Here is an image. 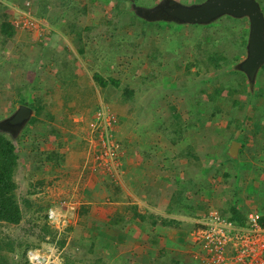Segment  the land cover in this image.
I'll list each match as a JSON object with an SVG mask.
<instances>
[{"label":"rangeland","instance_id":"1","mask_svg":"<svg viewBox=\"0 0 264 264\" xmlns=\"http://www.w3.org/2000/svg\"><path fill=\"white\" fill-rule=\"evenodd\" d=\"M59 1L46 0L41 7L37 8L35 4L36 0H17L15 3L0 0V16L2 13L7 12L13 18L11 20L15 23L20 22L18 26H15L17 30L12 39H9L5 44H2L0 41V120L8 117L18 105H25L20 102L17 104V100L23 99L26 103L33 105V108L30 107L32 112L38 106H41L43 109L47 106L46 110L51 112V122L58 133L56 138H64L70 145L74 141L81 144V146L75 149V151L81 149L78 152L82 154L80 158L78 156L74 158V163L76 165L79 164L76 171L77 180H73L74 183H71L70 188L74 186L72 189L67 187L64 190L66 194L69 193L65 197L66 199L69 198V200L74 202L80 201L81 203L79 195H76L73 191L77 192V187L80 184L84 183L83 185L88 187V184H93L96 180L93 178L95 174L82 171L87 149H85L78 133L79 129L82 128V124H76V122L81 115L93 113L99 105V94H101V99L104 98L105 94L98 92L102 90L99 86L95 88L97 91H90L93 88V84L90 81V84L88 82L84 83L85 80L83 78H78L77 81L80 82L81 86L73 88V90L69 87L73 85L71 84L72 81L67 84L68 86L61 85L58 79V68H60V74H65L67 70L74 71L77 64L79 66L75 70L77 74L79 72L86 74L87 71L88 75H92L95 71L101 73L104 77L108 74L117 75V79L121 83H124L129 89L135 91L136 97L122 100L120 92L116 88L109 86L116 93V101L115 99H111L109 95L106 96V101L103 100V103L118 118L115 133L117 140L122 145L123 154L124 148L129 147L128 141H131V138L128 137L130 130L132 129L133 134L135 133L136 126L138 125L137 127H139L144 119H149V122L153 119L156 122L154 126L159 127L160 131L165 132L163 134L166 136L164 148L166 146L167 149L168 144L173 146L178 151L176 154L178 157L183 155L182 153L187 146L183 137L184 132H186L185 128H188L189 131H193L195 128L194 124H190L187 121L185 112L190 108H199L193 96L195 87L192 85L191 79L185 78V75H183L186 74V69L183 70V67L186 62H196V66L191 67L190 72H198L194 76L199 79L197 81L201 80L200 84H205L208 86V89L210 86L223 87V84H227L224 88V93H222V97L226 101L223 108L229 106L239 111L241 115L243 112H246L242 122L237 124L239 125L237 129L241 130H233L232 139L230 140V142L235 139L242 141V147L239 148L240 153L237 158L240 161L239 169L245 168V165L241 162L248 160L250 163L252 155L254 157L258 156L254 140L256 137V141L258 142V137L264 136L262 129L264 115L254 117L252 113L248 114L250 110L247 109H250L248 102L250 99V102L252 101L255 105V114L260 113L261 111L259 110H264V81L259 79L263 75L260 74L259 80H255L249 86L245 80L246 77L236 72L235 69H230L227 74L226 72H222L223 70L216 72L209 71V65L197 57L200 53L196 51V48L201 45H214L216 42L221 44L226 43L230 49L229 51L237 49L240 46L238 44V37L243 35L244 31H248V21L246 18L227 20L226 17H222L214 21L213 25L209 28H199L161 21H140L133 15L135 10L134 7L132 8V5L151 9L160 2L167 0H71L72 4L70 3V5L67 2L65 5ZM172 1L179 2L182 5H189L202 2L203 0ZM260 2L263 5L264 11V0H260ZM114 6L118 10H115ZM83 8H85V11L82 10ZM124 10L126 11L125 13ZM28 12H30V15L31 13L34 15L33 23L35 27L33 29L23 26V22L26 20L25 16L29 14ZM41 12H43L42 15ZM39 14L41 16L38 17L37 15ZM66 23H74V29H65ZM227 25L234 32L232 36L230 34L227 35L229 39H226V37L222 38L226 36L225 33H230V31L225 29ZM84 27L87 28L85 29ZM77 33H79L78 39H81L84 46V54L82 56L74 45V40L77 36L75 34ZM172 50L178 51V53H172V55L177 57L175 60L172 57H164L161 60H157L156 58L148 59V55H158L162 53L161 51H163L164 55H167L166 52H171ZM245 55L246 52L236 61V65L245 58ZM24 57L36 60L37 65H40L39 73L37 72L38 77L35 78L30 86L27 84L29 80L25 77ZM45 60H48L46 66L50 68L42 70L41 67H44L42 63ZM73 60L77 61V63H74ZM46 70H49L48 74L54 78L49 83L45 81ZM42 75L43 77H41ZM170 77L177 80L174 82L170 81ZM62 80L65 79L62 78ZM230 84L238 86L239 90L237 89V93H229L228 85ZM243 86H247L245 88L248 93L241 91ZM87 89L90 90L88 91ZM78 90L82 91L79 92ZM103 91L105 92V90ZM137 97L139 98L137 99ZM152 113L156 115L155 118H150ZM74 119L76 122H73ZM173 124H177L180 129V137H177L179 131L175 133L171 132L174 127ZM198 124L200 123L196 125ZM28 125L31 124L28 123ZM28 125L25 129L28 128ZM49 125L51 126V124ZM149 129H151L150 126ZM19 133H22V131ZM19 133L12 139L16 144L19 154L18 167L14 175V180L17 184L16 193L18 200L27 199L33 206L27 210L25 206L21 207L23 219L18 226L0 224V239H10L13 241L16 239L20 243V248L16 250L15 255H12L16 257L14 262L17 260L21 262L23 260L22 257L24 256L22 252L25 250L36 249L46 258L45 264H117L114 257L118 254L117 251L120 247L113 252V250L102 247L100 243H96L93 248L95 252L93 253L88 251L89 240L83 241V239L78 237L82 234V225L80 223L84 224L86 220V213L83 212L85 206L83 205L78 206L79 208H77L73 219H71L69 234L66 230L64 233V228L62 227H60V232L57 231V239L61 237L65 238L64 248L63 246L57 248L55 243L48 242L50 237L43 234L42 227L47 225L54 231L59 227L47 223L44 217L45 210L36 211L35 209L37 206L46 208L48 199H51L55 203L54 199L59 198L60 195L57 196L56 193H53V187L62 188V186L52 187L49 184V180L53 175H43L41 166L38 164L40 162L36 152L38 148L33 149L31 143L25 146L22 145L26 134L19 135ZM6 134L9 137L11 136L9 133ZM207 134L212 136L214 132L209 130L206 132ZM146 137H151L150 139L152 140L146 141ZM139 138V140H134L137 146L128 148L130 154L144 152L143 141L147 142L148 146L155 141L153 140L154 137L151 131L144 138L141 136ZM172 139L175 142H172ZM211 140L214 142V137ZM39 143V141H36L37 146H39ZM211 148L208 158L212 162L206 164L210 173L214 174V176L217 174L216 177L219 176L220 172L222 174L230 173L228 170L230 166H227V168L225 166L226 158L224 156L221 158L215 156L218 154V151L214 149V145ZM149 150H152V148ZM30 154L33 156L29 157ZM249 157L250 159H248ZM260 163L261 161L258 164ZM234 165L236 163L231 166ZM132 167L133 165H126L124 166V170H130ZM259 170L262 172L263 177L261 181L258 183L254 182V184L249 183L250 180L247 178L235 182L232 175L226 177V179L207 180L206 196L209 193L211 207L215 208L218 212L227 209L230 203H232L231 189L234 186L237 187L240 195L233 197V201L239 197L241 200L246 201L245 204L249 206H252L255 204V201L261 200V198L264 201V166L261 165V169ZM53 181L55 180L53 179ZM86 189L84 187L82 190L85 191ZM80 211H82V218L79 215ZM90 220L96 221V219L91 217ZM91 222L93 221H89V223ZM146 223H148L147 220L139 224L145 227ZM139 224H135L137 226L135 228L127 226V222L125 221L121 224L124 227L123 232L129 240L135 234H140ZM88 227H90L87 228L89 230L96 229V223H92ZM74 232L76 236L72 237ZM155 240L157 241L158 248H160L161 239L159 235L155 236ZM176 241L177 245L182 246L186 243L190 245L192 242L183 235L181 238H177ZM226 252L227 255L232 254L230 249H227ZM197 256L200 260L204 259L206 251L200 249ZM188 263L201 264V261L190 260ZM139 264L152 263L146 258H142Z\"/></svg>","mask_w":264,"mask_h":264},{"label":"crops","instance_id":"2","mask_svg":"<svg viewBox=\"0 0 264 264\" xmlns=\"http://www.w3.org/2000/svg\"><path fill=\"white\" fill-rule=\"evenodd\" d=\"M256 1L264 16L262 3L260 0ZM260 74V71L257 72L255 77L256 81L259 79L261 81L263 80L262 76L259 78ZM85 76L90 77L87 71ZM87 82H89V78ZM104 90L105 92L103 91L102 93L105 94V98L109 95L111 99H115L116 101V93L112 91L109 86ZM100 97L101 94H99L98 97L101 102L103 99ZM248 102L250 108L247 109L250 110L248 114L252 113L254 117L264 115V110H259L261 112L255 114L254 112H256V109L254 103L252 101L250 102V99ZM92 114L93 113H87L84 116L81 115L77 122L75 119L73 120L76 124H82V128L79 129V132L77 130V132L80 134L79 137L84 140L86 139L87 125ZM245 115L246 112H243L241 115L239 111H234L229 106L225 107L220 118L223 119V121L221 122L219 119V124H210L208 127L209 130L214 132L212 136L210 134L206 135L207 131L203 130L201 124H195L193 131H189L188 128H185L186 132H184L183 137L185 138L188 136L187 139L191 145L190 153L198 157V161L202 163V165L196 166L190 163L184 156L177 157L176 154L178 151L175 150L173 146L168 144L167 149L166 146L164 148L166 136L163 134L165 132L160 131L159 128H155L154 124L156 122L153 119H151L150 122L149 119H144L139 127H137L138 125L136 128L134 127L135 133L132 134L133 131L132 129L130 130L128 137L131 138V141H128L127 144H129L128 146L130 148L137 146L134 140H139V136L144 138L145 135L151 131L154 137L153 140L155 141L149 146L147 142H142L146 151L144 149V152L140 154H130L128 150L129 147H125L119 173L114 179H110L103 174L95 175V177L92 176L96 179L93 184H88V187L83 185L84 183L82 185L80 184V186L77 187V192L73 191V193L79 195V200L82 201L81 205L85 206L83 210L86 209L84 226L87 225L86 228H90L88 226L92 223H96V228L98 229L100 225H102L101 228L102 230L104 229L103 232L113 236L111 240V242L115 244L113 252L120 247L117 251L118 254L114 257L117 264H123L124 260L128 261H126L127 264H139L142 258H146L152 264H169L173 259L179 262V264H189L188 262L190 260H195L194 258H196L198 252H196L197 250L195 249L196 246L194 243L191 242V233L193 231L191 222L193 218L179 214L182 209L181 204L177 201L185 195H190L192 193L191 197H193L189 199L193 205L204 204L205 199L209 200V195L206 196L207 180L215 181L221 180L222 178L219 177L216 179V176L207 169L206 164L212 162L208 158V153H210L211 147L214 145V149L218 151V154L215 156H219V158L222 156L228 158L233 142L237 140L235 139L230 142L233 130L239 127L237 124L242 122ZM155 116L156 115L152 113L150 118H155ZM49 124H51V126ZM27 125L28 123L22 128V133H19V135L26 134L24 139L27 142L25 140L22 141V145H28V143L33 142L34 138L37 142H40L36 152L37 156H39L40 162H38V164L41 166L43 175H53L49 180V184L53 185L57 181L56 185L62 186V188L52 186L53 193H56L57 196L60 195L61 198L67 197L69 193L66 194L64 190L67 187L70 188L71 183H74L73 180H77L76 171L79 164L76 165L74 163V158L77 156L80 158V156H82V154L78 152L81 149L75 151L81 144L74 141V143L70 145L64 138H56L58 133L55 127H53L52 122L31 124L25 129ZM149 126L151 129L148 128ZM173 126L172 133L180 130L177 124H173ZM262 129L264 132L263 124ZM239 130L241 129H237V131ZM212 137H214V142L211 140ZM150 138L151 137H146V141L152 140ZM254 141L258 156L254 157L252 155L250 163L248 160L241 162L245 165V168L239 169V161L238 163L236 162V165L231 166L233 163L225 160L226 168L230 166L228 170L232 174V177L234 173H236L233 177L235 182L247 178L250 180L249 183L251 182L254 184V182L258 183L261 181L263 177L259 169H261V165L264 166V136H259L258 142L255 137ZM172 142H175L174 139H172ZM149 147L152 148L153 151L149 150ZM31 156L33 155L30 154L29 157ZM248 159H250V157ZM260 161L261 163L258 164ZM126 165H133V167L126 171L124 170V166ZM55 177L58 178V180H56ZM190 178L194 179L196 183L195 189H198L196 190L199 192L198 197L196 195L197 192L194 194V192L191 191L192 187L187 186ZM53 179L55 181H53ZM73 187L74 186L70 189ZM84 187L85 189L87 188L85 191L82 190ZM231 190L232 203L243 214L251 210L263 211V198L255 201V204L252 206H249L245 204L246 201L241 200L239 197L235 198L233 201V197L240 195V192L236 186ZM189 191L191 193H189ZM132 206L136 207V210L140 213L150 212V214L154 215L156 223L154 221L153 225L151 221H148L145 227L139 224L140 234H135L130 240L124 235V239L120 240V229H112V224L109 222H111L112 218L124 217L127 226L133 228L137 227L135 225H138L137 219L130 215ZM201 212L202 211H196V215L201 214ZM80 217L82 218V214ZM90 217L96 219V221L90 220ZM159 218L172 219L175 221L173 225L168 227L162 225ZM89 221L93 222L89 223ZM181 234L191 242L190 245L188 243L183 246L177 245L176 239L181 238ZM157 235H159L161 239L160 248H158L157 241L155 240V236ZM163 250L168 252V255L160 257V252H163Z\"/></svg>","mask_w":264,"mask_h":264},{"label":"trees","instance_id":"3","mask_svg":"<svg viewBox=\"0 0 264 264\" xmlns=\"http://www.w3.org/2000/svg\"><path fill=\"white\" fill-rule=\"evenodd\" d=\"M7 1H12V3H15L17 0H7ZM46 0H36V5L37 8L41 7L42 4L45 2ZM135 1V0H134ZM204 1V0H203ZM59 2L63 3V4H67L70 5L71 0H60ZM67 2V3H66ZM33 3V2H32ZM31 3V4H32ZM201 3V2H199ZM34 4V3H33ZM72 4V3H71ZM161 4V2L159 3ZM198 4V3H196ZM190 5V4H189ZM0 6H1V2H0ZM134 7V16L136 19H139L140 21L142 20H146V22H149L147 19L144 18V15L142 14V12H144V8H140L137 5H132V8ZM25 10H27L26 8H24ZM114 9L118 10V8L116 6H114ZM83 11H85V8L82 9ZM82 11V12H83ZM126 11L124 10V13ZM29 14L26 15L28 18L33 19V14L30 12H28ZM122 13V14H124ZM35 14V13H34ZM43 14V12H41V15ZM132 15V13H130ZM40 14L37 15L38 17L41 16ZM25 16V19H26ZM222 17H226L227 20H238L237 18H232L229 16H222ZM219 17V18H222ZM100 18V17H99ZM218 18V19H219ZM13 18H11L9 16V14L7 12H4L1 14L0 16V41L2 44H5L6 42L9 41V39H12L14 34L16 33V28H15V22L13 20H11ZM101 20V19H100ZM217 20V19H216ZM215 20V21H216ZM23 22V21H21ZM214 22V21H213ZM213 22L209 23V24H205V25H198V24H187L189 26H193V27H199V28H209L213 25ZM20 23V22H18ZM167 23H173V21H169ZM65 29H71L75 27L74 23H66L65 24ZM85 29L87 27H84ZM83 28V29H84ZM225 29L227 31H230V33H225L226 36H223L222 38L226 39L228 38L227 35L230 34L231 36L234 34L233 30L227 25L225 27ZM64 30V29H62ZM232 32V34H231ZM78 34L75 37L74 40V45L76 47V50L80 53V55L82 56L84 54V46H83V42L81 41V39H78ZM247 35H248V31H244L243 35H241L238 41V44H240V46L237 49H232V51H229L230 49L227 47L228 45L225 44H221L216 42V44L214 45H201L199 47L196 48V51L200 53V55H197L198 58L202 59L204 62H206L209 65V71H221L222 72H226V74L228 73V71L230 69H235L236 72L240 73L243 77H246L241 71L238 70V68L236 67V61L238 59L241 58V55H243V53L245 52V47H246V43H247ZM229 39V38H228ZM77 40V41H76ZM73 41V40H72ZM215 43V42H213ZM237 50V51H236ZM162 53L156 55V54H151L152 56L148 55V59H154L156 58L157 60H161L162 58L166 57V58H170L172 57V59H176L177 57H175L174 55H172L173 52L178 53V51H174L172 50L171 52H166L167 55L163 54V51H161ZM23 58V57H22ZM48 58V57H47ZM165 58V59H166ZM25 77L29 80L28 81V86H30L33 81L35 80V78H37L38 76V71L40 70V65H37V63L34 60L25 58ZM23 59V60H24ZM39 61V60H38ZM48 60H45L42 63L41 67L42 70H44L45 68H50L48 66H46ZM64 62V60H63ZM74 63H77V61L73 60ZM196 62H186L183 70H185L186 74L185 78H189L191 79V83L192 85L195 87V91H193V96L195 97L197 104L199 105L198 109L195 108H190L187 109V111L185 112V116L187 118V121L190 122V124H196V123H200L201 127H203L204 131H208V127L210 124H219V119L221 118V114L224 111L223 106L226 104L225 99H223L222 97V93H224V88L227 84H223V87L221 86H215L212 87L210 86L208 89V86H206L205 84H200V81L198 78H196V74H198V72L195 73H191V67H195L196 66ZM79 68V66L76 64V67L74 69V71L72 70H67V72L65 74H60V68H58V79L60 80L61 85L64 86H68L67 84H69V82H71V84H73L71 87V89L73 90V88H78L81 86L80 82L77 81L78 78H83L85 80L84 83H86L89 81L93 84V88L87 89L88 91H92L94 90V92L96 91L95 88H97L98 86L102 89L101 91H99L100 93L103 92V90L108 87V86H112L113 88H116L119 92L120 95L122 97V100H127L128 98H133L136 97V93L135 91L131 90L128 88L127 85H125L124 83H121L119 79H117V75H112V74H108L106 75V77H104L103 75H101V73L99 72H93L92 75H89L90 77L85 76L86 74L79 72V74L75 73L76 68ZM49 70L45 71V81L47 83L51 82L54 78L52 77V75L48 74ZM261 72V75H263V81H264V65H262L261 69L259 70ZM258 71V72H259ZM38 72V73H37ZM43 72V71H42ZM235 72V71H234ZM232 75V73H230ZM85 76V77H84ZM43 77V75L41 76ZM62 78H64L65 80H62ZM169 80L171 81H176L177 79L174 78H169ZM245 80L248 82L249 81L247 78H245ZM224 81V80H223ZM46 83V84H47ZM83 83V84H84ZM89 83V82H88ZM82 84V85H83ZM90 84V83H89ZM124 84V85H123ZM53 86V85H51ZM250 86V85H249ZM25 87V86H24ZM217 87V88H216ZM238 86L230 84L228 85V89H229V93H237L238 92ZM247 86H243L241 88V91L248 93L247 89L245 88ZM90 88V87H89ZM238 89V90H237ZM79 92H81L82 90H78ZM93 94V93H91ZM139 97H137L138 99ZM103 100L106 101V98L104 97ZM103 100H101V102L99 101V105L103 104ZM19 102L21 104H25L29 107H34L31 104H28L25 102V100L21 99V100H17V104H19ZM46 107L43 109L41 108V106H38L35 108V111L33 112L32 117L30 118L29 122L30 124H37V123H49L52 121V115L51 112L46 110ZM223 108V109H222ZM46 112H45V111ZM234 111H237L236 109H232ZM221 122L223 121V119H220ZM203 125V126H202ZM149 128V127H148ZM155 128H159L157 126H155ZM180 132H178L177 137H180ZM11 137V136H10ZM9 136H7V134L5 132H0V224H4V225H12V226H18L22 219H23V211H22V206H25L26 210L29 209L32 205V203H30L27 199H22L21 201L18 200L17 197V184L14 180V175L16 172V169L18 167V162H19V154L17 152V147L16 144L14 142V140H12L13 138H10ZM36 139L34 138V141L31 142V146L33 149L37 148V144L35 143ZM184 155V157L193 165H200V162L198 161V157L192 155L189 151V145H187L185 147V151L182 153ZM99 172H94L95 175H98ZM217 173V172H216ZM219 173V172H218ZM219 176L216 177L217 178H222V179H226V177H230V173H224L222 174L221 172L218 174ZM236 175V173H234L233 177ZM217 176V174H216ZM57 182V181H56ZM56 182L51 185V186H58L56 185ZM41 183V182H39ZM187 186L192 187L191 191L197 192L196 195L198 197V191L194 190L196 187V183L194 182V179L190 178L188 180ZM198 190V189H197ZM189 193H191L189 191ZM193 194V193H192ZM185 195L183 198L179 199L177 202H179V204H181V209L179 214L183 215V216H187L189 218H193L192 219V225L193 228L196 227V222L197 220L201 219L203 217V215L207 214L209 212V210L212 208L210 205L209 200L205 199V203L204 204H196L193 205L192 202L190 201V199H192L191 195ZM209 195V193H207ZM185 198V199H184ZM190 198V199H189ZM184 200V201H183ZM232 202V201H231ZM50 204H48L45 207L43 206H37L36 207V211H41V210H45L44 211V217L46 219V209L48 208ZM81 205V203H80ZM79 205V206H80ZM79 208V207H78ZM85 209L83 210V212L85 213ZM131 211V216L137 219V223L139 224L140 222H143L145 220L151 221V224L154 225V221L156 223V220L154 219V215L150 214V212H144V213H140L136 210V207L132 206ZM170 211V209H169ZM196 211H202L201 214L196 215ZM81 212H79V215H81ZM222 217L227 218L229 221L233 222L235 225L240 226V227H244L246 226V215L243 214L241 211H239L234 205L233 203H230L229 207L227 209L224 210H220L219 212ZM260 217L258 219V223L260 224L261 227H264V210L260 212ZM160 222L162 225L164 226H171L174 224L175 220L172 219H166V218H159ZM125 220L124 217H118V218H112L111 222H109L110 224H112V229H120L119 231V237L120 240L124 239V235L126 236V234L123 232L124 227H121L122 225L121 222L123 223ZM71 224V223H70ZM69 224V225H70ZM82 225L81 227V235H79L78 237H80L81 239H83V241L89 240V247H88V251L89 252H95L93 250V248L95 247L96 243H100V245L102 247H104L105 249H114L115 248V244L113 242H111L112 237L110 234L103 232L102 230V225H100V228H96V229H87L86 226H84V224L80 223ZM68 225V226H69ZM65 228L63 231L65 233L66 232L69 234V230H71V226H69V228ZM43 229V234L49 236L50 238L48 239V242H53L55 243V245L57 246V248H61L63 246L64 248V243H65V238L61 237L58 238L56 237L57 235V231L52 230L49 226L44 225L42 227ZM92 233L94 234L92 236ZM60 235V233H59ZM76 236V233L74 232L72 234V237ZM196 247L195 249L197 250L196 252H198L201 248L199 244H194ZM20 243L16 241V239L13 240H2L0 239V264H29L27 261V257H26V250L24 252H22V255L24 257L23 260L21 262L15 261L14 263H12V255H15V252L17 249H19L20 247ZM168 252H165L163 250V252H160V257L163 256H167ZM195 260H199L201 261V264H206L205 261L200 260L198 258V256H196V258H194ZM127 261V260H126ZM126 261L124 260L123 264H127ZM128 262V261H127ZM73 264V263H72ZM163 264H167V263H163ZM169 264H179V262L175 261L174 259L170 261Z\"/></svg>","mask_w":264,"mask_h":264},{"label":"built area","instance_id":"4","mask_svg":"<svg viewBox=\"0 0 264 264\" xmlns=\"http://www.w3.org/2000/svg\"><path fill=\"white\" fill-rule=\"evenodd\" d=\"M20 23H15L18 26ZM23 26L35 27L26 16ZM22 28V27H21ZM117 119L110 109L100 105L87 125L84 147L87 149L82 171L89 174L99 172L114 179L121 166L123 150L115 136ZM79 201L65 197L48 206L46 218L52 226L65 228L71 223ZM260 213L250 212L246 226L240 227L222 217L216 210H210L196 222L191 233L192 242L206 251V264H264V227L258 223ZM227 249L232 251L227 255ZM30 264H45L46 258L37 250L26 253Z\"/></svg>","mask_w":264,"mask_h":264},{"label":"water","instance_id":"5","mask_svg":"<svg viewBox=\"0 0 264 264\" xmlns=\"http://www.w3.org/2000/svg\"><path fill=\"white\" fill-rule=\"evenodd\" d=\"M148 21H173L178 24H209L219 17L246 18L248 36L246 56L237 68L244 73L250 84L264 65V16L256 0H204L198 4L182 5L167 0L152 9L142 12ZM32 109L27 105L18 107L6 118L0 120V132L9 133L15 138L32 117ZM233 143L229 156H237ZM12 256V263L15 260Z\"/></svg>","mask_w":264,"mask_h":264},{"label":"clouds","instance_id":"6","mask_svg":"<svg viewBox=\"0 0 264 264\" xmlns=\"http://www.w3.org/2000/svg\"><path fill=\"white\" fill-rule=\"evenodd\" d=\"M163 2H164V1H163ZM163 2H161V3H163ZM256 2H257V1H256ZM178 3H179V2H178ZM157 5H159V4H157ZM157 5H156V6H157ZM156 6H155V7H156ZM152 8H154V7H152ZM152 8H151V9H152ZM146 10H147V9H146ZM157 21L166 22V23L169 22V21H163V20H157ZM149 22H155V21H149ZM174 23H176V22H174ZM176 24H178V23H176ZM181 25H187V24H181ZM245 52H246V47H245ZM245 56H246V55H245ZM242 61H243V60H242ZM242 61H241V62H242ZM239 63H240V62H239ZM239 63H238V64H239ZM236 67H237V65H236ZM260 69H261V68H260ZM260 69H259V70H260ZM238 70H239V69H238ZM239 71H240V70H239ZM241 72H242V71H241ZM243 74H244V73H243ZM255 80H256V79H254L253 83L255 82ZM249 85H251V84L249 83ZM100 105H101V104H100ZM100 105H98V107H99ZM102 105H103V104H102ZM104 106H106V105L104 104ZM98 107H97V108H98ZM106 107H108V106H106ZM97 108H95V110H96ZM108 108H109V107H108ZM109 109H110V108H109ZM95 110H94V112H95ZM110 111L113 113V111H112L111 109H110ZM94 112H93V114H94ZM93 114H92V115H93ZM114 115H115V114H114ZM115 117H116V119H117V123H118V118H117L116 115H115ZM196 124H197V123H196ZM116 128H117V124H116V126H115V130H116ZM115 130H114V131H115ZM115 136H116V133H115ZM116 138H117V137H116ZM184 140H185V142L187 143V144H186V143H185V144H186V145H189V151H190V148H191L190 146H191V145H190L189 140H188L186 137L184 138ZM238 140H239V139H237V140L235 141V142L237 143V145H236V146L234 145V146H235V149H236V151H237V156H235V157L232 159V158L228 155V158L225 159V160H227V161L232 162L233 164H235L236 162L238 163V159H237V158L239 157L238 154L240 153L239 148L242 147V141H241V140L238 141ZM81 141H82L83 144H84V139H83V138H81ZM118 141H119V140H118ZM235 142H233V143H235ZM184 151H185V149H184ZM182 156H184V155H182ZM239 162H240V161H239ZM85 172H87V171H85ZM59 199H60V197L57 198V199H54V200H55V202H57ZM53 203H54V202L51 201V199H48V204L51 205V204H53ZM79 203H80V201H79ZM48 204H47V205H48ZM47 205H46V206H47ZM50 205H49V206H50ZM79 205H80V204H79ZM46 210H47V209H46ZM210 210H216V209H215V208H211ZM210 210H209V211H210ZM216 211H217V210H216ZM217 212H218V211H217ZM250 212H257V213H260L261 211H258V210H251V211H249V212H247V213L245 214L246 217H247V214H249ZM218 213H219V212H218ZM219 214H220V213H219ZM220 215H221V214H220ZM221 216H222V215H221ZM226 219H227V218H226ZM46 221H47V218H46ZM47 223H48V221H47ZM48 224H50V223H48ZM50 225H51V224H50ZM65 228H66V227H65ZM65 228H64V229H65ZM56 231H58V230L56 229ZM60 231H61V230H60ZM60 231H58V232H60ZM191 240H192V239H191ZM194 244H195V243H194ZM107 249H108V248H107ZM30 250H36V249H30ZM108 250H109V249H108ZM111 250L114 251V249H111ZM27 251H29V250H27ZM27 251H26V253H27ZM26 257H27V255H26ZM27 261H28V259H27ZM28 263H29V262H28ZM29 264H30V263H29Z\"/></svg>","mask_w":264,"mask_h":264},{"label":"bare ground","instance_id":"7","mask_svg":"<svg viewBox=\"0 0 264 264\" xmlns=\"http://www.w3.org/2000/svg\"><path fill=\"white\" fill-rule=\"evenodd\" d=\"M257 94V93H256ZM249 95V94H248ZM252 99V98H251ZM34 141V140H33Z\"/></svg>","mask_w":264,"mask_h":264}]
</instances>
